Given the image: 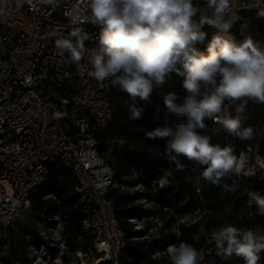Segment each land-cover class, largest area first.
<instances>
[{
  "label": "built area",
  "instance_id": "built-area-1",
  "mask_svg": "<svg viewBox=\"0 0 264 264\" xmlns=\"http://www.w3.org/2000/svg\"><path fill=\"white\" fill-rule=\"evenodd\" d=\"M193 4L201 9L197 21L211 15L206 0ZM231 4L234 13L264 9V0ZM89 16V0H0V258L9 253L11 227L30 209V192L55 162L75 177L83 211L80 225L92 236L96 254L118 264L126 246L107 196L116 185L109 161L125 140L107 132L112 118L108 80L88 75L100 32ZM202 29L215 27L205 24ZM77 30L89 36L79 64L55 45L56 39L70 38ZM239 103L226 101L224 111ZM224 142L238 151L237 177L259 180L253 191L264 195V152H255L249 144L237 146L227 133ZM249 207L264 218L254 203Z\"/></svg>",
  "mask_w": 264,
  "mask_h": 264
},
{
  "label": "clouds",
  "instance_id": "clouds-1",
  "mask_svg": "<svg viewBox=\"0 0 264 264\" xmlns=\"http://www.w3.org/2000/svg\"><path fill=\"white\" fill-rule=\"evenodd\" d=\"M206 6L211 15L197 21L201 9L193 0H89L88 20L99 25L100 32L97 47L91 51L88 75L99 82L110 79L128 95L133 101L132 120L142 118V109L135 105L137 97L147 100L173 72L181 76L187 93L183 103H177L175 92H168L164 104L169 114L184 118L183 122L157 127L146 135L166 138L165 153L177 170L184 168L177 159L183 156L204 166L202 179L219 185L224 177L240 171L234 147L213 144L200 130L206 128V119H212L229 134L253 137L252 127L241 129L242 113L249 100L264 103V42L251 36L237 41L227 33L232 20L238 18L231 0H206ZM229 15L231 19H225ZM257 15L264 17V9ZM205 24L217 29L206 52L196 47L206 39ZM88 39L87 33L77 30L70 38L56 39L55 45L61 55L67 53L72 63L79 64ZM226 101H241L236 116L224 111ZM224 188L234 190L227 185ZM246 194L248 205L254 203L264 215V195L258 191ZM211 239L217 255L242 257L244 264H259L264 252V231L227 224L214 229ZM166 251L171 264H200V253L192 244L182 241L169 245Z\"/></svg>",
  "mask_w": 264,
  "mask_h": 264
},
{
  "label": "trees",
  "instance_id": "trees-1",
  "mask_svg": "<svg viewBox=\"0 0 264 264\" xmlns=\"http://www.w3.org/2000/svg\"><path fill=\"white\" fill-rule=\"evenodd\" d=\"M258 11L235 13L238 18L232 20L227 33L237 41L251 36L255 41L264 42V17H258ZM227 19H231V16ZM202 31L206 33V39L196 47L206 52L207 44L217 29ZM182 79L173 72L168 82L154 88L147 100L137 97L135 105L142 109V118L138 120L130 118V106L133 101L107 79L109 83L107 98L112 107V118L107 132L125 140L121 151L109 161L116 185L107 193L126 237V246L118 257V264H171L167 252L162 251L158 257L154 255L156 251L162 250L176 240V235L163 232L170 222L166 221L156 235L151 237H136L135 230L132 229L130 218L135 214L133 202L140 197L159 203L160 208L174 206L173 209L179 214L191 215L193 222L188 227L183 228L181 225V231L200 233L211 241L212 231L227 224L264 231V218L245 203L248 197L246 193L253 191L260 184L259 180L238 178L236 174H230L224 177L219 185H214L202 179L204 166L183 156L177 159L184 168L177 170L176 163L165 153L166 138H149L146 135L157 127H174L177 123L183 122L184 118L178 119L169 114L164 104V96L168 92H175L178 96L177 103H183L187 93L182 87ZM204 123L206 128L200 130L201 134L210 136L213 144H220L222 147L227 145L224 142V135L227 133L231 142L237 146L249 144L255 152H264L262 103L249 100L242 113L241 129L253 128L254 135L251 140L229 134L219 123L210 119H206ZM215 129L220 131L217 133ZM237 154L238 151L234 148L235 157ZM137 183L143 186L142 191H127L126 187H132ZM74 185L75 177L71 171L55 162L45 179L30 192V209L36 212L38 217H41L42 212L43 218L49 220L48 228L53 226L55 220L53 217H59L62 222L61 234L71 252L78 247L85 249L92 243V236L84 232L80 225L83 218L82 204L74 191ZM224 185L234 190H225ZM12 230L13 227L10 229L11 234ZM212 244L215 246L214 241ZM24 247L23 238L14 233L9 253L7 256H1L0 264H31ZM260 257L259 264H264V252ZM230 259L235 264H244L242 257L233 255ZM97 264L113 262L101 260Z\"/></svg>",
  "mask_w": 264,
  "mask_h": 264
},
{
  "label": "rangeland",
  "instance_id": "rangeland-1",
  "mask_svg": "<svg viewBox=\"0 0 264 264\" xmlns=\"http://www.w3.org/2000/svg\"><path fill=\"white\" fill-rule=\"evenodd\" d=\"M227 113L229 116H236V105H228ZM126 189L129 192L142 191L143 186L137 183L132 187H126ZM159 205V203L146 200L143 197L134 200L135 214L130 218V221L136 237L156 235L159 228L163 227L167 221L170 222V225L163 229V232L176 235V240L172 244L178 245L182 241L192 244L200 253V264H235L232 259H224L217 255L215 246L205 235L194 234L189 230L184 231L185 233L181 231V225L184 228L193 222L191 215L179 214L177 210L173 209L174 206L160 208ZM42 215L41 212V217H38L36 212L28 209L21 213L13 225L11 239H13L14 233L23 238L24 248L31 264H97L102 260L91 245L85 249L78 247L74 252H71L61 234L62 222L59 217H53L55 219L53 226L48 228L49 220L43 218ZM169 245L156 251L154 255L158 257L162 251L167 252L166 249Z\"/></svg>",
  "mask_w": 264,
  "mask_h": 264
}]
</instances>
